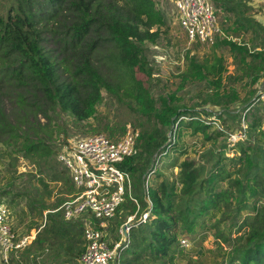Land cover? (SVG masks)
<instances>
[{
	"label": "trees",
	"instance_id": "16d2710c",
	"mask_svg": "<svg viewBox=\"0 0 264 264\" xmlns=\"http://www.w3.org/2000/svg\"><path fill=\"white\" fill-rule=\"evenodd\" d=\"M215 1L226 13L237 15L228 29L241 34L254 28L261 38L264 25L246 15L240 0ZM10 2L7 11L0 13V153L5 145H13L27 156L54 153L45 134L52 118L67 114L76 122L87 121L96 115L104 90L117 96L122 92L143 116L156 122L153 129L139 131L140 152L121 163L141 186L140 196L133 193L141 207L138 220L143 212L149 213L146 223L132 228L123 264H171L180 236L194 237L210 219L227 221L231 231L236 228L241 233L235 238L230 232L219 233L229 248L219 264H264V92L257 95L258 89L253 88L242 98L236 89L221 91L228 71L224 59L199 60L189 53L186 76L203 82L209 88L204 101L219 109L185 106L175 93L155 98L146 43H157L163 28L168 27L156 0ZM214 45L232 51L253 86L264 78V38L253 48L232 39ZM236 102L238 109L233 110L231 105ZM40 115L49 121L43 124ZM228 119L245 123L233 155L228 151L233 134ZM186 129L211 146L198 158L182 160L176 165L178 172L167 175L156 168L158 156L162 161L169 158ZM170 132L175 141L169 140ZM109 136L115 138L113 130ZM58 161L63 168L55 179L74 187L69 170ZM69 198L61 197L53 206L59 208ZM38 204L49 209L38 198L30 202L31 209ZM136 211V204L127 198L116 216H125L121 224ZM63 214V210L49 211L44 233L39 232L22 255L32 252L33 245L42 248L51 236L55 239L63 232L65 253L79 259L84 251V244L79 246L81 235L84 243L82 221L65 219ZM187 264L206 262L191 255Z\"/></svg>",
	"mask_w": 264,
	"mask_h": 264
},
{
	"label": "rangeland",
	"instance_id": "374dc122",
	"mask_svg": "<svg viewBox=\"0 0 264 264\" xmlns=\"http://www.w3.org/2000/svg\"><path fill=\"white\" fill-rule=\"evenodd\" d=\"M218 8V18L222 29L229 36H232L237 42H245L251 48L261 38H264L262 32L261 38H258L254 28L248 32L236 34L228 29L233 26L236 18L235 13H226L215 0H212ZM158 7L165 13L168 20V27L163 28L162 37L157 43H146L147 56L153 67L154 77L151 83L152 93L155 98L159 95L168 96L175 93L179 98V103L196 109L206 108L209 111L218 110L219 107L213 103L204 101L205 94L209 90L201 81L188 78L185 74L189 70L188 54L198 57L199 60H212L214 56L222 57L227 66V73L222 79L221 91L227 92L230 89H236L243 98L247 96L253 88L258 89L257 94L264 92V78L256 85H252L250 78L246 77L239 68L237 60L232 51L224 45L208 46L198 42H190L187 35L180 25L179 13L176 8L175 0H156ZM10 0H0V13L6 12L10 6ZM240 4L245 8L246 15L253 20L264 25V0H240ZM256 28V27H255ZM258 33V32H257ZM187 77V78H186ZM104 99L98 105L96 115L84 122H76L67 114L60 115L59 118H52L46 134V140L54 153L48 155L27 156L23 152H18L15 146H1L0 153V192L8 191L6 194H0L2 200L9 208V222L20 235H28L39 232L44 233V225L47 221L46 215L49 211L61 212L62 209L55 208L53 205L61 197H70L74 193V187L71 183L63 179H55L54 175L59 174L63 166L58 161V154L77 141L79 138L95 133H105L113 130L115 138H121L128 125L131 124L140 132L151 130L156 122L143 116L134 101L124 93L111 95L106 90L103 91ZM264 95V93H263ZM9 105V100H6ZM239 102L231 105L233 110H237ZM43 124L49 120L40 115ZM61 124L59 130L58 123ZM222 126V122H220ZM66 125V133L64 127ZM245 123L228 119L230 131L235 136L241 132V126ZM108 128V129H106ZM99 130L95 132L94 130ZM125 131V132H124ZM231 138V137H230ZM245 139V138H244ZM225 139H222L224 141ZM21 141V139H19ZM220 141V142H222ZM229 153L233 155L238 145L234 140L229 139ZM211 146L210 143H203L200 135H194L190 129L184 131L179 140L177 150L165 158L160 164L159 169L165 174L171 175L178 172L176 166L184 159L198 158L202 151ZM174 164V165H173ZM46 183L44 186L42 181ZM154 176L151 177L153 181ZM133 193L136 196L141 195V186L136 178H132ZM41 199L49 209L41 208L38 204L33 210L30 202L33 199ZM52 208V209H50ZM61 210V211H60ZM74 220L80 221V218ZM80 219V220H79ZM125 219L124 215L116 216L107 220V227L104 228L106 239L115 241L120 239L118 227L120 222ZM138 220V217H137ZM217 219L207 220L205 228H199L197 235H181L179 249L175 253V259L171 264H187L189 256L200 258L206 264H219L228 252V245L219 238V233L224 231L229 233L231 238H235L240 232L236 228L231 231V224L227 221L214 223ZM82 228L84 224H82ZM79 229L81 226H78ZM76 228V227H75ZM63 232H59L58 238L51 236L43 247L33 245L32 252L21 255L15 264H78V259L71 258L65 252L66 237ZM56 236V237H57ZM186 239L188 245H183L182 240ZM83 235L79 246H83ZM181 252V253H180ZM185 254V255H184ZM125 258V257H124Z\"/></svg>",
	"mask_w": 264,
	"mask_h": 264
},
{
	"label": "built area",
	"instance_id": "2783aa9c",
	"mask_svg": "<svg viewBox=\"0 0 264 264\" xmlns=\"http://www.w3.org/2000/svg\"><path fill=\"white\" fill-rule=\"evenodd\" d=\"M179 13L180 25L190 42L212 46L221 39H232L222 29L218 8L212 0H175ZM218 125V123L216 124ZM140 132L128 125L125 134L113 139L105 133L90 134L79 138L62 150L58 158L69 170L74 185V193L60 207L65 219L80 218L84 224V251L78 264H123V252L131 244V231L137 223L148 221V212H143L137 220L140 203L133 195L131 174L121 167L128 157L140 152ZM232 140L238 137L231 135ZM169 140L175 141L170 132ZM156 161V168L163 163ZM148 175L146 190L149 188ZM127 198L137 206L118 227L120 239L108 241L104 228L107 220L116 216L119 207ZM147 201L151 203L149 197ZM9 208L0 200V264H15L36 239L33 235H20L9 222ZM183 245H188L186 239Z\"/></svg>",
	"mask_w": 264,
	"mask_h": 264
},
{
	"label": "water",
	"instance_id": "95a60500",
	"mask_svg": "<svg viewBox=\"0 0 264 264\" xmlns=\"http://www.w3.org/2000/svg\"><path fill=\"white\" fill-rule=\"evenodd\" d=\"M257 95H259V94H257Z\"/></svg>",
	"mask_w": 264,
	"mask_h": 264
}]
</instances>
